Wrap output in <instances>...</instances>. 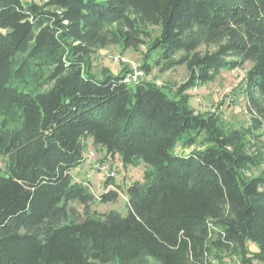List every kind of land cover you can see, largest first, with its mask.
<instances>
[{
	"label": "trees",
	"instance_id": "trees-1",
	"mask_svg": "<svg viewBox=\"0 0 264 264\" xmlns=\"http://www.w3.org/2000/svg\"><path fill=\"white\" fill-rule=\"evenodd\" d=\"M109 46H144L145 74L183 66L187 81L171 97L128 72L98 78L90 57ZM246 64L264 127V0H0V264H214L247 243L264 264V172L248 174L262 158L185 93ZM88 143L93 164L118 155L142 180L107 174L95 196L72 174ZM120 194L126 215L91 209Z\"/></svg>",
	"mask_w": 264,
	"mask_h": 264
},
{
	"label": "rangeland",
	"instance_id": "rangeland-1",
	"mask_svg": "<svg viewBox=\"0 0 264 264\" xmlns=\"http://www.w3.org/2000/svg\"><path fill=\"white\" fill-rule=\"evenodd\" d=\"M146 48L143 46L138 51L123 50L119 46H109L105 49L96 50L90 57V71L96 77H101L104 71L108 70L112 74L128 72V74L138 71L141 73L139 81H145L160 87L171 97L177 95L179 88L187 81V72L183 66L175 69L159 72L153 68L148 74H145L140 67L144 62ZM153 57V56H152ZM152 57L148 62L152 63ZM148 63V64H149ZM246 64L242 68L234 70H220L213 81L204 84L194 85L185 91L188 95V104L195 109L198 115H213L224 131H238L243 138V143L250 152L257 153L262 158V164L250 169V176H257L264 172V127L254 126L251 120V114L246 110V100L244 94L243 77L245 71L249 68ZM0 117V123L2 121ZM196 145L183 146L180 143L173 147L172 153L176 155L188 154ZM85 154L88 159L78 169H74L72 174L78 179L84 181L86 174L89 175L88 181L91 183V190L95 196L102 192L103 179L108 172L114 171L113 180L116 184L126 187L134 181L142 180L144 174V165L124 166L118 155L108 156L103 165L105 170H98L94 166V161L99 162L103 152L95 150L88 143ZM92 156V157H90ZM90 157V159H89ZM91 164V165H89ZM4 163L0 157V174L3 173ZM98 170V171H97ZM99 177H102L100 180ZM80 209V208H79ZM91 209L98 212L116 211L121 215L127 214L126 198L123 194L114 203L100 204L97 201ZM257 247L253 244H246V254H233L230 252H219L218 261L214 264H260L255 257ZM246 261L245 263L243 262ZM150 264H158L152 258H149Z\"/></svg>",
	"mask_w": 264,
	"mask_h": 264
},
{
	"label": "built area",
	"instance_id": "built-area-1",
	"mask_svg": "<svg viewBox=\"0 0 264 264\" xmlns=\"http://www.w3.org/2000/svg\"><path fill=\"white\" fill-rule=\"evenodd\" d=\"M140 77H141V73L138 72V71H134L133 73L128 74L126 81L128 83L136 84V83L140 82L139 81ZM90 157H92V156H90ZM90 157H89V159H90ZM94 166H95V168H97L99 170H105L106 171V166L105 165H100L99 163H96V164H94ZM114 175H115L114 171H109L108 172V176L113 178ZM87 177H89V175ZM100 178L101 177H99V179Z\"/></svg>",
	"mask_w": 264,
	"mask_h": 264
}]
</instances>
